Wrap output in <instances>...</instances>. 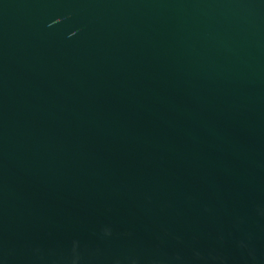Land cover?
I'll return each mask as SVG.
<instances>
[{"label": "water", "instance_id": "95a60500", "mask_svg": "<svg viewBox=\"0 0 264 264\" xmlns=\"http://www.w3.org/2000/svg\"><path fill=\"white\" fill-rule=\"evenodd\" d=\"M0 264H264V0H0Z\"/></svg>", "mask_w": 264, "mask_h": 264}]
</instances>
